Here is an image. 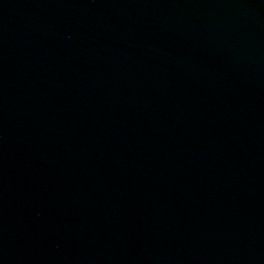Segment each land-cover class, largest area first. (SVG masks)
I'll return each instance as SVG.
<instances>
[{"label": "water", "instance_id": "95a60500", "mask_svg": "<svg viewBox=\"0 0 264 264\" xmlns=\"http://www.w3.org/2000/svg\"><path fill=\"white\" fill-rule=\"evenodd\" d=\"M0 264H264V0H0Z\"/></svg>", "mask_w": 264, "mask_h": 264}]
</instances>
